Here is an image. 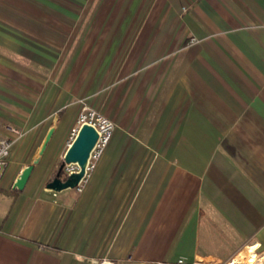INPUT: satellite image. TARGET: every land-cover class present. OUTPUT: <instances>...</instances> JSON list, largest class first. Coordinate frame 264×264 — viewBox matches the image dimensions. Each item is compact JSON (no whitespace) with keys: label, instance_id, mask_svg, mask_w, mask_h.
Wrapping results in <instances>:
<instances>
[{"label":"crops","instance_id":"1","mask_svg":"<svg viewBox=\"0 0 264 264\" xmlns=\"http://www.w3.org/2000/svg\"><path fill=\"white\" fill-rule=\"evenodd\" d=\"M82 99L115 130L55 192ZM0 138V264L264 261V0H0Z\"/></svg>","mask_w":264,"mask_h":264},{"label":"built area","instance_id":"2","mask_svg":"<svg viewBox=\"0 0 264 264\" xmlns=\"http://www.w3.org/2000/svg\"><path fill=\"white\" fill-rule=\"evenodd\" d=\"M79 103L80 110L78 113L76 125L72 129L69 137V146L77 137L80 128L85 124L93 126L98 132V140L91 151L85 174L76 188L78 192H82L86 182L91 175V172L96 168L97 162L102 158L106 148L108 147L112 139V135L115 130V124L101 112L91 107L85 99L80 100ZM13 143L14 141L9 138H0V177L4 174L10 164V154ZM79 171L80 166L78 163H70L65 165L63 173L67 177ZM179 263L183 264L184 261L180 260ZM100 264L114 263L103 261ZM251 264H264V261L256 256V259H254V262H252Z\"/></svg>","mask_w":264,"mask_h":264},{"label":"water","instance_id":"3","mask_svg":"<svg viewBox=\"0 0 264 264\" xmlns=\"http://www.w3.org/2000/svg\"><path fill=\"white\" fill-rule=\"evenodd\" d=\"M53 132L54 129H51L49 131L42 145L40 154H43V152L45 151L52 137ZM97 140H98L97 130L93 126H90L88 124L83 125L80 128L77 137L71 143L68 150L66 151L64 155V159L61 165L59 166L55 178L48 183L47 187L55 192H61L66 189L77 188L79 182L81 181V179L85 174L88 159ZM37 162L38 160L35 161V163ZM70 163H78L80 166V171L66 177L63 173V170L65 165ZM33 169H34V165H29L21 173V175L15 182L14 188H18L20 190L24 189Z\"/></svg>","mask_w":264,"mask_h":264},{"label":"bare ground","instance_id":"4","mask_svg":"<svg viewBox=\"0 0 264 264\" xmlns=\"http://www.w3.org/2000/svg\"><path fill=\"white\" fill-rule=\"evenodd\" d=\"M243 254H247V257L249 258V261L250 262H254V260H253V257L255 255L254 248H250V250H248V252L244 251V252L240 253L239 256H237L236 258L233 259V261H231L230 264H243L244 262H246L245 261L246 259L243 260V258H242Z\"/></svg>","mask_w":264,"mask_h":264},{"label":"rangeland","instance_id":"5","mask_svg":"<svg viewBox=\"0 0 264 264\" xmlns=\"http://www.w3.org/2000/svg\"><path fill=\"white\" fill-rule=\"evenodd\" d=\"M68 146H69V141H68ZM68 148H69V147H68ZM246 249H247V248H246ZM248 250H250V249H247V250H244V251H245V252H248ZM254 252H255V250H254ZM257 254H258V253H255V255H254V257H253V260L256 259ZM238 256H239V255H238ZM242 258H243V260L246 259V260H245L246 262H244L243 264H251V263H252V262L249 261V258L247 257V254H243V255H242ZM232 261H233V260H232ZM249 262H250V263H249Z\"/></svg>","mask_w":264,"mask_h":264}]
</instances>
